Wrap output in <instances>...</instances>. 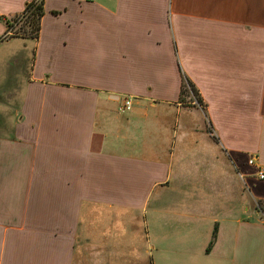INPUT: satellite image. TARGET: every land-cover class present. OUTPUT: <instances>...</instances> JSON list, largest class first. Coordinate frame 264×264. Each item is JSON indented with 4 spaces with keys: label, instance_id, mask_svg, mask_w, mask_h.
<instances>
[{
    "label": "crops",
    "instance_id": "0c3cea01",
    "mask_svg": "<svg viewBox=\"0 0 264 264\" xmlns=\"http://www.w3.org/2000/svg\"><path fill=\"white\" fill-rule=\"evenodd\" d=\"M261 1L42 0L0 41V264H264Z\"/></svg>",
    "mask_w": 264,
    "mask_h": 264
},
{
    "label": "trees",
    "instance_id": "16d2710c",
    "mask_svg": "<svg viewBox=\"0 0 264 264\" xmlns=\"http://www.w3.org/2000/svg\"><path fill=\"white\" fill-rule=\"evenodd\" d=\"M43 9H42V0L36 1L32 0L30 2H27L23 8V12L21 14V17H28L30 19V22H35V36H32V33L30 30L24 31L21 35L22 36H29V37H37L39 27H40V18L42 16ZM7 26L11 28L12 24L7 23ZM26 29V28H25ZM30 29V27H29ZM17 36L16 34L10 35V37ZM8 39V37H0V41ZM181 100L185 98V96H192V99H196V102L200 104V98L198 95V92L194 85L188 80V79H183L182 86H181ZM258 206L261 211H264V201L259 200L258 201Z\"/></svg>",
    "mask_w": 264,
    "mask_h": 264
},
{
    "label": "rangeland",
    "instance_id": "374dc122",
    "mask_svg": "<svg viewBox=\"0 0 264 264\" xmlns=\"http://www.w3.org/2000/svg\"><path fill=\"white\" fill-rule=\"evenodd\" d=\"M262 3V4H261ZM260 4L263 6V2L261 1ZM6 23H9V24H12L11 28H9V26H7V31H9L5 36L6 38H10V35L12 34H16L17 33V36H22L21 34L26 31V30H30V32L32 33V36L34 35L35 36V22H30V19L28 17H12L11 18V21H6ZM30 27V29H29ZM1 28V27H0ZM26 28V29H25ZM1 35V34H0ZM3 36V37H5ZM1 37V36H0ZM5 40V39H4ZM20 41V40H19ZM19 41L15 40L16 45L15 47H13V49L11 50V52H14L15 49H17V46H19ZM29 52V50H28ZM28 56V54H27ZM23 66H24V62H23ZM24 68V67H23ZM23 73V72H22ZM22 76V75H21ZM189 99H192V96L189 95L186 100H189ZM263 214H264V211H262Z\"/></svg>",
    "mask_w": 264,
    "mask_h": 264
},
{
    "label": "built area",
    "instance_id": "2783aa9c",
    "mask_svg": "<svg viewBox=\"0 0 264 264\" xmlns=\"http://www.w3.org/2000/svg\"><path fill=\"white\" fill-rule=\"evenodd\" d=\"M36 1H39V0H36ZM131 108V99L130 98H126L125 100H124V103L122 104V106L120 107V110L122 111V112H124V111H128L129 109ZM249 164H252V163H254V158H250L249 159ZM258 177L260 178V179H262V180H264V169L263 168H260L259 170H258Z\"/></svg>",
    "mask_w": 264,
    "mask_h": 264
}]
</instances>
